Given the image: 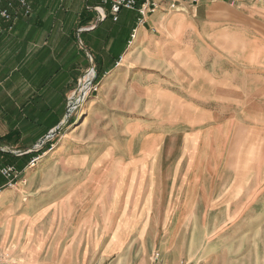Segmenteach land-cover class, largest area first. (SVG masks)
<instances>
[{
    "label": "rangeland",
    "instance_id": "374dc122",
    "mask_svg": "<svg viewBox=\"0 0 264 264\" xmlns=\"http://www.w3.org/2000/svg\"><path fill=\"white\" fill-rule=\"evenodd\" d=\"M153 1L162 8L143 24L135 17L126 40L112 24L110 44L102 35L107 28L93 33L108 20L105 9L106 19L98 14L101 0H72L71 7L69 0H49L48 33L41 31L48 48L22 59L27 67L51 65L61 58L57 47L67 35L65 55L79 48L77 74L59 81L69 87L62 121L47 132L38 126L24 137L9 134L0 142V163L11 152L30 150L31 168L23 178L51 181L68 174L97 180L95 189L110 190L104 197L97 191V198L105 199L113 227L127 221L132 228L137 260L145 253L137 243L144 230L148 257L159 252L160 264H264V0L190 4L185 11L169 0ZM75 5L79 13L83 9L77 21ZM91 13L97 17L86 21ZM40 30L35 27V36ZM89 31L98 42L92 52ZM10 58L0 56V68H11ZM13 78L0 73L1 104L16 98L15 92L23 97V83L15 86ZM6 109H0V127L7 132ZM71 165L82 170L66 171ZM97 198L81 200L79 210H89Z\"/></svg>",
    "mask_w": 264,
    "mask_h": 264
},
{
    "label": "crops",
    "instance_id": "0c3cea01",
    "mask_svg": "<svg viewBox=\"0 0 264 264\" xmlns=\"http://www.w3.org/2000/svg\"><path fill=\"white\" fill-rule=\"evenodd\" d=\"M69 1L71 2H69L68 7H71L74 3L72 0ZM169 1V3L172 2L173 5L178 6V11H185L190 6L189 2L183 0ZM10 3L11 6H9ZM49 3H51L49 0H31V15L28 17L19 9L16 0H8L3 3V7L22 17H13L11 22L0 19V56L9 55L13 64L11 68H0V73L3 71L4 75L14 76L15 86L16 83L22 82L24 93L21 98L15 92L16 98L7 99L2 104L0 102L1 110L10 106V109L4 111L7 112L5 116H7L6 122L9 125L6 127L7 132L3 131L4 126L0 127V142L5 141L9 134H23V137L24 134H33V128L38 126L39 131L47 132L51 123L62 121L60 118L64 105L62 97L69 87L64 82L59 81L66 74H77L80 60L79 48L77 52L76 50L72 52V48H70L71 56H69L70 54L65 55L70 47L69 37L66 35L64 38H60L57 47L59 54H62L61 58H58L60 55L57 54L54 58L58 59L52 58L54 63L51 65L45 63L37 68H32V66L27 67V63L23 60L28 59L27 61H29L32 59L33 52L48 48L45 47L49 45L47 35L43 36L41 31L43 29L46 34L48 33L45 26L50 17L47 12L52 10ZM204 3L207 4L208 2L200 4ZM95 4H97L96 1ZM65 5H67L66 2L63 7ZM100 5L107 11L108 20L105 23L97 24L98 30L96 29L93 33H99L101 27L102 29L107 28V34L102 35L105 36L104 42L110 43L112 38L110 27L112 24L119 25L124 31V40H126L128 31L134 27L135 17H139L138 13L135 12L134 15L124 14L123 16L120 14L119 20L114 22L108 12L109 6L107 10L106 6L99 2L96 7H100ZM96 7L91 9L95 10ZM160 8L162 7L158 4L156 12ZM66 10L71 13L73 9ZM75 11L78 13L77 21V17H80L83 9L79 13L80 6L78 8L75 5ZM94 15L96 16L95 13H91L89 20L86 18V21H94ZM62 25H64V21H62ZM71 25L74 28L73 23ZM8 26L12 27V31L7 30ZM35 27L41 28L39 36L34 34ZM58 28V33L62 36L64 26ZM145 29L146 26L144 25L139 28L138 36H143ZM90 33L92 32L89 31L86 34V40L88 41V49L92 52L97 50L98 42L90 40L91 35H94ZM1 44L5 45L1 46ZM108 54L110 58V53ZM126 57L123 56L121 61L123 62ZM20 59L23 60V66L19 63ZM118 60L119 58L116 59V64ZM16 61L19 65H16ZM109 62L111 63V61ZM107 66L110 70L113 68V64ZM24 75H30L28 76L29 79L28 77L22 78ZM34 75L40 79L36 81ZM48 75L51 77L48 78ZM2 80L4 81V79ZM57 96L58 99L54 98ZM17 121L23 123L22 128L17 126ZM50 130L52 132L54 128ZM29 151L11 152L10 155H6L7 162L0 163V169L4 166H14L18 171L14 188L6 187L7 180L0 173V264H142L149 259L148 247L144 244L146 231L143 230L144 233L141 232L137 238V243L142 244L145 252L142 258L137 260L134 256L135 244H130L131 238L129 236L132 235V228L125 226L127 221L113 227L111 213L104 210L105 199L99 200L98 198L101 196L97 193V191H101L104 197L105 193H109L110 190L107 188L97 190L95 189L98 187L97 180L92 178L79 179L73 175L69 177L67 173H65L67 175H62L51 181L23 178L28 169L31 168L28 165L30 158L27 155ZM0 157L2 158L3 155L0 154ZM79 167V165H71L65 170H82ZM102 187H107V185L103 184ZM89 195L98 198L95 199V203L89 207V210L80 211L81 200L87 201L84 199H89Z\"/></svg>",
    "mask_w": 264,
    "mask_h": 264
},
{
    "label": "built area",
    "instance_id": "2783aa9c",
    "mask_svg": "<svg viewBox=\"0 0 264 264\" xmlns=\"http://www.w3.org/2000/svg\"><path fill=\"white\" fill-rule=\"evenodd\" d=\"M8 0H0V19L5 22H11L13 19L12 12L3 7V3L7 2ZM19 6V9L25 16L31 15V0H16ZM102 5L109 6V13L112 17L114 22L119 20V16L123 10L134 11L137 12L139 15V22L141 24L144 23L145 18L149 14H153L156 12L158 8V4L153 0H101ZM179 1V0H174ZM189 2L190 4H200L203 2H211L215 3L221 0H183ZM232 4L238 3L239 0H229ZM11 6V3L9 4ZM98 14L101 20L106 19L107 15L102 8L97 9ZM37 162V159H32L30 166H33ZM1 175L7 180V188H14L16 185V179L18 173L14 167H2L0 169ZM150 264H160L161 262V255L159 252L153 253L150 259Z\"/></svg>",
    "mask_w": 264,
    "mask_h": 264
},
{
    "label": "water",
    "instance_id": "95a60500",
    "mask_svg": "<svg viewBox=\"0 0 264 264\" xmlns=\"http://www.w3.org/2000/svg\"><path fill=\"white\" fill-rule=\"evenodd\" d=\"M66 118L69 116L70 114V110L68 109V111L66 112ZM63 126V124H61V126L57 127L55 130H53L52 132H50V134H48L45 138H43L39 143L41 144V146H43L45 143H47L49 140H51V138L53 136H55L56 134L59 133V131L61 130V127ZM38 149V147L36 146V148L34 147L32 150H36Z\"/></svg>",
    "mask_w": 264,
    "mask_h": 264
},
{
    "label": "bare ground",
    "instance_id": "6f19581e",
    "mask_svg": "<svg viewBox=\"0 0 264 264\" xmlns=\"http://www.w3.org/2000/svg\"><path fill=\"white\" fill-rule=\"evenodd\" d=\"M121 60H122V58H121ZM91 74H93V71H91ZM39 144H40V143H39ZM125 226H126V225H125ZM125 226H124V227H125ZM176 229H177V228H176ZM121 230H122V229H121Z\"/></svg>",
    "mask_w": 264,
    "mask_h": 264
},
{
    "label": "trees",
    "instance_id": "16d2710c",
    "mask_svg": "<svg viewBox=\"0 0 264 264\" xmlns=\"http://www.w3.org/2000/svg\"><path fill=\"white\" fill-rule=\"evenodd\" d=\"M28 155H29V154H28ZM28 155H27V156H28Z\"/></svg>",
    "mask_w": 264,
    "mask_h": 264
}]
</instances>
